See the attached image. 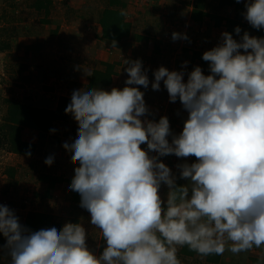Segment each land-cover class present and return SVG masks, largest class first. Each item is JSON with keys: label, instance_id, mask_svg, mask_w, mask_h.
Here are the masks:
<instances>
[{"label": "clouds", "instance_id": "clouds-1", "mask_svg": "<svg viewBox=\"0 0 264 264\" xmlns=\"http://www.w3.org/2000/svg\"><path fill=\"white\" fill-rule=\"evenodd\" d=\"M244 3L247 23L264 29V0ZM234 31L239 42L225 31L203 53L209 75L199 66L186 82L184 71L153 72L152 90L163 82L169 102L179 100L188 114L179 135L167 116L147 119L154 114L135 86L148 89L150 80L139 59H124L123 89L73 91L65 114L78 124L77 137L63 144L77 165L70 191L102 233V251L89 248L81 223L32 231L0 204L9 264H179L176 245L202 256L264 247V38ZM172 40L189 37L173 32ZM169 155L196 162L178 164L177 177L161 162Z\"/></svg>", "mask_w": 264, "mask_h": 264}, {"label": "rangeland", "instance_id": "rangeland-1", "mask_svg": "<svg viewBox=\"0 0 264 264\" xmlns=\"http://www.w3.org/2000/svg\"><path fill=\"white\" fill-rule=\"evenodd\" d=\"M50 1L49 12L45 14L33 10L34 0H0V124L7 98L23 102L30 99L36 106L54 109L60 95L71 98L73 91L84 89L88 75L93 70L103 69V63L115 66L107 91L114 87L123 89L128 79L123 70L124 59H139L148 69L150 80L148 89L135 86L145 93L146 106L154 114L147 119L158 122L160 117L167 116L172 133L179 135L188 114L179 100L169 102L163 82L159 91L152 90L153 72L161 66L169 71H184L186 82L187 74L199 66L209 75V63L192 59V54L203 55L220 44L224 27H216L208 17L193 21L196 0H122L130 34L118 48L100 38L98 18L107 7V0ZM201 1L202 11L208 15L234 17L233 8L219 7V0ZM242 23L241 36L247 31L251 36L264 38L252 30L243 16ZM173 32L186 34L189 40L174 42ZM233 38L240 41L236 34ZM185 61L187 67L182 68ZM77 131L78 124L74 121L67 127L55 124L49 135L41 137L34 131L22 130L21 139L36 144V151L30 157L9 153L0 145V204L14 210L22 225L29 213L49 214L58 222L76 217L88 233L89 248L99 252L102 247L98 249L97 244L103 245L102 233L90 224V215L85 209L71 204L70 184L77 165L72 163V154L63 144L72 143ZM142 148L147 150L146 145ZM49 156L54 157L51 166L44 163ZM160 159L177 177L178 164L196 162L195 157L177 158L175 155ZM46 176L56 177L61 182L48 189L47 180L43 178ZM182 183L187 181L182 180ZM167 193V187L162 185L161 198L166 199ZM0 237V264H9L7 250L3 247L6 240ZM175 247L177 253L180 245ZM226 258L228 264H261L255 260L264 261V247L239 254L229 251ZM180 264L204 263L189 258Z\"/></svg>", "mask_w": 264, "mask_h": 264}, {"label": "trees", "instance_id": "trees-1", "mask_svg": "<svg viewBox=\"0 0 264 264\" xmlns=\"http://www.w3.org/2000/svg\"><path fill=\"white\" fill-rule=\"evenodd\" d=\"M51 5L50 0H34L31 7L36 12L44 11L47 14ZM219 7H232L234 10V17H220L215 15H208L204 13L203 2L196 0L192 9V19L195 22H200L204 17H208L214 21L216 27L223 26L224 30L232 35H235L234 29L236 27H243L242 16L244 11L243 0L241 3H236V0H219ZM125 4L122 0H107V7L102 10L98 18V24L101 29L100 38L107 41L115 47L120 46V43L129 38L130 24L125 21L124 16L120 15V11ZM258 36L263 37V30L252 29ZM0 50L2 48L0 47ZM202 54L193 53L192 59H201ZM114 64L103 63V69H96L87 77V84L85 88H100L106 90L111 86L112 77L114 75ZM71 102V98L59 97L54 109L36 106L33 101L26 99L24 102L17 99L7 98L4 100L5 116L0 124V145L9 153L29 157L27 152L30 150L31 156L36 151V144L27 142L21 139V132L24 129L31 130L39 134V136L49 135L53 130L55 124H61L67 127L72 121L76 122L70 114H65L67 105ZM11 176V174H9ZM52 188L55 184L61 182V179L56 177H43ZM178 185H183L181 179H177ZM71 204L75 207H80V197L78 194L72 192ZM76 217H69L64 221H56L49 214L29 213L23 225L30 228L32 231L56 227L58 230L62 229L65 223H79ZM2 243L0 237V244ZM177 259L184 262L189 258L193 261L201 260L204 264H221L223 255H208L202 256L197 252L191 250L187 245L180 246L177 253ZM10 259V257L7 256ZM264 264L263 260H255Z\"/></svg>", "mask_w": 264, "mask_h": 264}, {"label": "crops", "instance_id": "crops-1", "mask_svg": "<svg viewBox=\"0 0 264 264\" xmlns=\"http://www.w3.org/2000/svg\"><path fill=\"white\" fill-rule=\"evenodd\" d=\"M53 93H56V92H53ZM60 96H64L65 97V95H60ZM66 97H68V96H66ZM229 251H225V253L223 254V259H222V262H221V264H225L226 263V261H228L227 260V258H226V255H227V253H228ZM226 260V261H225ZM230 261V260H229ZM226 264H228V263H226Z\"/></svg>", "mask_w": 264, "mask_h": 264}, {"label": "built area", "instance_id": "built-area-1", "mask_svg": "<svg viewBox=\"0 0 264 264\" xmlns=\"http://www.w3.org/2000/svg\"><path fill=\"white\" fill-rule=\"evenodd\" d=\"M168 139H169V137H168Z\"/></svg>", "mask_w": 264, "mask_h": 264}]
</instances>
